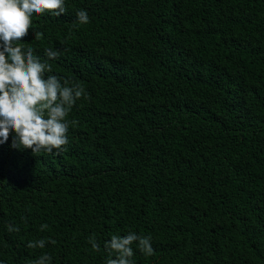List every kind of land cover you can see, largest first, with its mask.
<instances>
[{"label":"trees","instance_id":"1","mask_svg":"<svg viewBox=\"0 0 264 264\" xmlns=\"http://www.w3.org/2000/svg\"><path fill=\"white\" fill-rule=\"evenodd\" d=\"M64 4L19 43L87 97L62 152L0 144V264H106L129 232L133 264H264V0Z\"/></svg>","mask_w":264,"mask_h":264},{"label":"clouds","instance_id":"2","mask_svg":"<svg viewBox=\"0 0 264 264\" xmlns=\"http://www.w3.org/2000/svg\"><path fill=\"white\" fill-rule=\"evenodd\" d=\"M64 0H0V144L12 135V147L30 149L33 154L62 152L68 141V130L75 121L67 119L69 110L81 97H87L79 82L61 83L52 71L49 61L60 56L59 49L46 48L47 60L42 61L32 47L20 43L28 35L33 14L51 12L59 17L65 14ZM79 24H87L86 11L76 13ZM34 40L41 33L34 30ZM47 224L41 226L43 231ZM9 232H19V226L7 225ZM55 244V240L50 241ZM88 243L94 251L100 244L93 233ZM145 256L154 254L152 237L129 232L126 236L112 235L105 241L106 264H133L132 245ZM29 249L45 247V240L29 241ZM51 257L41 255L33 264H49Z\"/></svg>","mask_w":264,"mask_h":264}]
</instances>
